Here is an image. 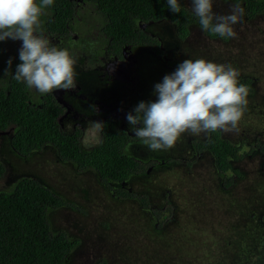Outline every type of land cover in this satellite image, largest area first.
<instances>
[{
  "label": "rangeland",
  "instance_id": "obj_1",
  "mask_svg": "<svg viewBox=\"0 0 264 264\" xmlns=\"http://www.w3.org/2000/svg\"><path fill=\"white\" fill-rule=\"evenodd\" d=\"M182 2L193 11L192 0ZM234 4L230 0H213V10L219 15L228 14ZM233 29L237 33L235 38L220 40L207 37L198 25L191 24L189 34L181 40L166 20L148 26V31L160 39L166 59H176L180 64L186 59L203 58L230 65L239 70V76L253 79V92L248 95L247 108L237 129L220 130L223 137L240 144L244 152V157L233 163L240 177H235L230 187L220 186L212 156L207 152L196 155L190 147L192 138L202 140L207 132L183 133L172 147L174 156L164 157L165 160L161 155L170 149L153 151L143 141L127 148L128 154L141 160L143 165L142 173L128 181L130 188L146 193L155 206L167 207L168 202L174 203L161 229L143 223L137 212L129 213L123 198L113 197L90 171L77 172L72 165L59 160L50 147L25 157L13 151L7 137L0 136V160L5 166L0 190L10 188L21 176H30L80 207L79 210L60 207L48 213L54 230L63 229L80 240L69 257L71 264H95L100 259H106L107 264H249L253 261L241 255L238 248L253 247L251 235L247 234L252 221L250 226L244 222L251 209L264 207L256 194L264 192L263 156L253 147L264 142V14L251 19L243 14ZM145 57L136 103L154 102L157 99L154 86L177 68L169 69L161 61L157 64L147 54ZM84 133L86 144L99 138L95 125L86 126ZM253 201L254 207L249 204ZM198 212L205 215L207 225L202 236L195 237L194 229L198 232L196 226L200 228L202 221ZM232 224L238 228L234 229L236 242L232 241L229 246L224 241L225 230H230L226 228ZM218 227L222 238L215 237ZM218 257L220 262L216 260Z\"/></svg>",
  "mask_w": 264,
  "mask_h": 264
},
{
  "label": "trees",
  "instance_id": "obj_2",
  "mask_svg": "<svg viewBox=\"0 0 264 264\" xmlns=\"http://www.w3.org/2000/svg\"><path fill=\"white\" fill-rule=\"evenodd\" d=\"M88 1L107 12L116 32L120 31L126 36L142 37L141 40L152 48L155 44L158 46L159 42L154 36L142 33V29L136 25L138 20L142 22L166 20L174 26L175 35L181 40L189 34V25L195 24L201 28L199 17L189 10L182 0H178L181 5L179 13L171 11L167 0ZM230 1L243 7V14L247 19L264 14V0ZM37 3H40V0H37ZM69 4L68 0H53V4L45 8L46 12L56 13L51 21H60L59 15L62 14L60 16L69 22L71 12L65 14V7ZM48 17L50 15L46 13L41 19L49 22ZM202 31L210 38L220 40L228 38L210 31ZM137 32L142 35H137ZM158 51L161 53L163 49ZM165 63L172 67L179 65V61L173 58L165 59ZM2 70L0 67V132L12 126L10 135L6 137L13 151L27 157L44 147H50L59 160L68 162L77 172L81 170L93 172L96 180L113 197L123 198L125 201L123 205L125 203L128 205L129 213L137 212L143 223L152 225L151 228L163 227L164 219L169 217L170 206L174 203L168 202L167 207L155 206L146 193L137 188H130L128 181L142 173L143 165L127 153L125 145L130 137L119 130L116 121L105 122L101 140L87 148L80 141L82 136L80 131L65 132L60 129L56 122L57 109L49 101L51 95H44L39 106L32 101L29 103L27 88L14 78L7 77ZM238 81L247 85L249 93L253 92L251 77L239 76ZM192 143L196 153L207 151L211 154L220 186L230 187L235 177L240 175V171L232 164L241 157L239 145L223 137L220 130L208 132L206 138L195 139ZM257 147L264 156V143H257ZM262 166L264 167V163ZM4 172L5 166L0 160V178ZM60 207L78 210L80 208L55 193L45 183L30 176H21L10 188L0 190V264H71L69 257L80 244V240L63 229L54 230L48 217L49 211ZM200 214L198 212L197 216L199 221L202 218L201 229L196 226L198 232L194 229L195 237L202 236L201 233L205 231L207 225L205 215L201 214V217ZM198 222H195V225H198ZM237 228L232 224L226 228L230 230H225L230 233H225L224 238L229 246H232V241L236 242ZM217 229L214 232L215 237L222 238L221 227ZM208 255H211V252H208ZM208 255L206 259L209 258ZM216 260L220 262L221 258L218 257ZM95 264H107V260L100 259Z\"/></svg>",
  "mask_w": 264,
  "mask_h": 264
},
{
  "label": "clouds",
  "instance_id": "obj_3",
  "mask_svg": "<svg viewBox=\"0 0 264 264\" xmlns=\"http://www.w3.org/2000/svg\"><path fill=\"white\" fill-rule=\"evenodd\" d=\"M52 4L53 0H0V41H22L21 63L13 78L42 94L77 87V60L67 49L50 45L40 30L43 10ZM167 4L173 13L180 12L178 0H167ZM192 10L202 30L229 38L236 37L233 26L241 22L244 11L240 4H234L228 14H216L213 0H192ZM8 65L11 68V59ZM239 74L230 65L186 59L154 86L157 99L141 101L126 120L135 136L153 151L171 149L186 132L234 131L244 116L249 95L247 85L238 81ZM94 124L97 128L102 125Z\"/></svg>",
  "mask_w": 264,
  "mask_h": 264
},
{
  "label": "flooded vegetation",
  "instance_id": "obj_4",
  "mask_svg": "<svg viewBox=\"0 0 264 264\" xmlns=\"http://www.w3.org/2000/svg\"><path fill=\"white\" fill-rule=\"evenodd\" d=\"M68 1L70 4L65 7V14L68 15L71 12L72 17L70 16L69 22L66 18L60 16L62 14L59 15L60 21H51L56 13L46 12L44 9L43 15L45 16L48 13L50 21L44 22L40 17V30L49 40L50 45L59 49H67L77 60L75 65L77 87L67 91L54 89L50 93L42 94L35 88H29L26 82H19L27 88L26 94L29 103L32 101L39 106L44 95H51L52 97L49 101L57 109L56 122L60 129L65 132L80 131L82 133L80 141L87 148L101 140L102 127L105 122L116 121L119 130L130 137V140L125 145L127 151V148H131L133 145L138 146L139 141H143L141 138L135 136L134 129L132 130L133 126L127 122L126 115L139 104L136 103L137 88L142 80L141 67L146 62L145 54L153 58L157 64H160L159 61H161L165 64V67L169 69L175 68L166 65V58L163 56V52L160 53L158 51L162 49L160 39L157 35L148 31V26L159 20H149L146 22L138 20L136 24L142 29V33L154 36L157 39L159 42L158 46L155 44L152 48L141 40L143 39L142 37L126 36V34H122L120 31L116 32L113 28L114 25L108 19L109 15L107 12L102 11L88 0ZM142 33L137 32V35L140 36ZM21 46L22 41L20 40L7 39L0 41V65H2L0 67L3 68V73L12 79L17 65L21 63L19 60ZM9 59L12 60L11 68L8 65ZM150 65L154 67L153 64ZM133 114L135 113L133 112ZM94 122L102 124L98 128L99 138L94 143L86 144V141H84L85 128L88 125H95ZM67 125L71 127L67 128ZM139 126L137 125L136 127ZM11 128L12 126L1 131L0 136L6 137V135H10ZM5 131H8V133H5ZM193 140L195 138L190 140V147L194 151V154L197 155L199 153H196L193 148ZM238 145L241 157L234 162H238L244 157L242 146ZM253 147L258 154L261 153L257 147V143ZM173 150L171 148L170 151L163 152L161 155L162 160H165L164 157L172 158L174 156ZM261 155L263 156L262 153ZM137 160L141 162V160ZM174 165L178 166L177 164ZM262 169H264L263 166ZM85 171L89 170H81L79 172ZM261 185L262 183H259V186ZM256 194L260 196L264 203V192L261 191V193L257 192ZM249 204L254 207L255 201ZM250 205L248 208H251ZM249 221H252L253 225L251 231L247 232V234H251L253 247L248 249L246 245H242L238 248V252L241 255L252 258L253 261L249 264H264V207L261 209L256 206L251 209L249 218L244 223L249 225ZM259 255L262 256L258 257Z\"/></svg>",
  "mask_w": 264,
  "mask_h": 264
},
{
  "label": "water",
  "instance_id": "obj_5",
  "mask_svg": "<svg viewBox=\"0 0 264 264\" xmlns=\"http://www.w3.org/2000/svg\"><path fill=\"white\" fill-rule=\"evenodd\" d=\"M5 133H8V131H5Z\"/></svg>",
  "mask_w": 264,
  "mask_h": 264
}]
</instances>
